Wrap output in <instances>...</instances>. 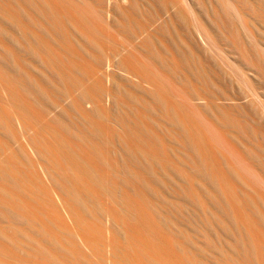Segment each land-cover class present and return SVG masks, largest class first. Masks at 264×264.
<instances>
[{"label":"bare ground","instance_id":"obj_1","mask_svg":"<svg viewBox=\"0 0 264 264\" xmlns=\"http://www.w3.org/2000/svg\"><path fill=\"white\" fill-rule=\"evenodd\" d=\"M70 4L69 0H0V129L10 128L11 132L14 128V137H20L16 133V129L19 130L26 143V146L22 144L25 148L21 146V150L24 148L28 157H33H29L32 163L36 160V168L50 180L69 210L73 207L77 211L93 213L108 202L114 206L113 210L116 209L115 206L123 209L122 215L116 214L113 221L116 226H123L126 233L137 236L138 233L147 231L158 235L154 223L155 215L158 214L155 201L160 196L158 185L165 180L162 176L168 175V178L180 181L175 182L177 188H172L173 192L191 199L201 211H206L207 200L215 203L223 218L225 230L234 238L233 248L240 258L233 264H264V191L260 188L261 183L264 186V181L260 183L257 179H250L253 175L246 178L247 172L244 176L235 154L228 152L238 164L230 159L232 156L222 153L226 151L221 147L218 146L223 150L218 149L221 153H216L217 150L213 152L207 147L210 141L208 144L204 142L207 136L201 129L206 127V122L203 124L205 120L200 119L203 124L200 127L194 124L197 120L193 123L195 118L188 120L191 117L188 109H183L186 110L185 113L189 111L188 116L186 115L188 118L183 113L184 107H179L180 111L175 105L178 111L174 103L171 104L168 100L170 97L167 96V99L159 87L160 73L150 71L148 64L145 66L141 63L142 58L135 57L140 62L135 58L126 59L116 70L119 76L139 86L144 91L143 97L139 95L140 98H137L133 93L132 96L129 90V94L119 95L121 92L116 90L115 93L119 94H112L109 86L106 88L99 85L95 78V72L98 73L95 71L98 68L95 64H109L112 51L107 43H111V39L107 35L109 40L105 37L108 40L105 44L99 37L103 31L84 30L79 22L84 12ZM85 5L82 6L86 7ZM124 11L122 9V13ZM129 22L132 24V21ZM147 55L153 58L152 54ZM161 55L164 59L165 54ZM191 59L188 56L187 63L185 60L183 62L193 72L202 73ZM165 60L168 62L167 59L163 61ZM164 62L162 63L161 58L163 65H157L159 69L164 66ZM168 65L171 66L167 63L166 66ZM155 66L152 64V67ZM176 66L181 68L180 65ZM174 71L178 73L176 69ZM163 74L164 72L161 76ZM165 77L167 78L166 74ZM172 96L175 95L172 93ZM64 98L72 99L73 113L62 109L51 119L52 122H46V113L51 112L52 107H59L60 100ZM105 98L112 100L115 108H121L123 103L126 109H119L117 114L111 113L113 115L109 111L107 113L98 105V101L102 99L103 102ZM87 105L92 107L87 108ZM262 122L254 132L255 135L259 132L258 135L251 134L252 138L260 135L264 140V116ZM165 123L171 128L168 129ZM222 123L223 126L240 129L241 134L250 129L239 120L225 118ZM56 125L64 127L65 134L62 133L63 130L57 131ZM116 126L121 129L118 130ZM164 126L168 129V134L164 132ZM207 130L208 128L205 132ZM251 130L249 132L253 133L254 130ZM246 135L248 134L245 137L242 135V138H247ZM249 149L250 145L248 151ZM246 153L249 160H256L257 155L252 150H245L244 154ZM241 158L244 161L246 159L245 156V159ZM174 159L182 163V166L175 164ZM248 161L245 162L249 166ZM240 162L242 163L241 160ZM214 163H219L218 171L214 170ZM244 164L243 168H247ZM248 170L251 168L245 171ZM250 172L252 173L249 174H253L256 169ZM0 177L10 178L3 169H0ZM198 178L202 181H197ZM258 179L264 178L258 176ZM11 181L14 182L13 185L17 184L15 179ZM167 182L162 184L167 188L171 187ZM197 187H200V191H197ZM0 220L35 224L14 204L6 205L1 200ZM7 237L6 233L0 234L1 239Z\"/></svg>","mask_w":264,"mask_h":264},{"label":"rangeland","instance_id":"obj_2","mask_svg":"<svg viewBox=\"0 0 264 264\" xmlns=\"http://www.w3.org/2000/svg\"><path fill=\"white\" fill-rule=\"evenodd\" d=\"M69 1L71 6L75 5L79 11L84 12L82 20H79L84 30L87 28L98 29L100 33L103 31L99 37L105 44L109 38L114 39V43L111 40L109 41L111 43H107L112 51L109 64L96 63L95 66L99 69L94 66L95 71H98L95 72L97 74L95 78L99 85L102 84L106 88L109 86L112 94L115 90L121 92L120 94L116 92L119 95L129 94L130 91L131 95L133 93L137 98L143 97L144 91L119 76L116 70L126 59L142 58L141 63L145 66L150 65H147L149 70L151 68L150 71L160 73L159 87L165 97H170L167 99L171 104L174 103V107L188 109L190 112L187 113L189 112L191 117H187L186 110H183V113L189 121L195 118L192 120L193 123L197 120L195 125L200 126L202 124L200 119L205 120L203 124L206 122L204 124L206 127H200L207 136L204 142L208 144L210 141L209 146L206 144L207 147L213 152L217 150L216 153L225 150L226 152L222 153L232 156L230 159H234L233 162L234 156H237L240 159L236 158V161L242 166H239V169L242 168L243 175L247 172L246 178L253 175L250 179L264 181L258 179V176L264 178V140L260 135L254 138L259 133L255 135L254 132L263 124L264 116V0H76L78 1L76 3ZM84 1L88 3H81ZM83 4L87 6L83 7ZM88 6L92 11L87 9ZM122 9L126 11L122 13ZM128 20L132 21V24ZM124 24L126 26H123ZM40 36L43 37L42 34ZM105 37L108 40H105ZM160 53L163 56L165 54L164 59L168 60L165 62L170 64V67L166 66L167 63L163 61ZM147 54H152L155 59L149 58ZM185 55L187 58L189 56V59L192 58L191 61L199 66L203 75H200L201 72L198 74V71L193 72L188 65L186 66ZM156 57L160 58V61ZM138 58L135 60L140 62ZM161 58L164 66H161L160 71L157 65H163ZM152 64L156 66L152 67ZM166 67H169L168 71ZM162 71L164 77L161 76ZM173 76H176L174 80ZM186 78L188 80H185ZM162 79L165 83H161ZM119 87L125 91L118 89ZM172 93L175 96H172ZM99 101L102 102V99ZM99 101L100 109L107 113L109 111L110 114H117L119 109H126L123 103L121 108L118 109L117 106L115 108L112 100L108 101L107 98L103 99L102 103ZM60 104L46 113L48 115H45L46 122H52L51 119H54L62 109L73 113L72 99H61ZM219 118L222 122L225 118L242 121V125L254 131L249 132L243 126L249 133L243 131L241 134L240 129L229 125L223 126L224 123L220 122ZM67 122L70 123V120ZM60 126H57V131L63 130L62 133L65 134V128ZM165 126L171 128L167 123ZM116 127L118 130L121 129L120 126ZM166 127L164 132L168 134ZM12 129L11 132L10 128L0 129V169L10 176L0 177V200L6 205L14 204L35 224L0 220V234L8 235L6 239L0 238V264H233L235 260L240 259L233 248L234 238L225 230L223 218L215 203L207 200L206 211H201L202 209L191 199L173 192L172 188H177L175 182L178 180L168 178V175H165L167 178L162 176L165 180L158 185L160 196L155 201L158 214L155 215L154 223L158 235L147 231H142L137 236L126 233L123 226L118 227L113 221V217L116 218L115 215L121 214L123 209L115 206L116 209L113 210L114 206L108 202L93 213L77 211L73 207L69 210L50 180L42 176L39 168H36L38 167L36 160L32 159V163L29 158L32 156L28 157L25 150L23 151L26 143L22 134L15 128L18 132L15 130L14 132L19 133L17 135L20 137L15 133L17 137H14ZM245 134H248L247 138H244ZM251 134L255 136L252 138ZM236 138L240 139L239 142ZM249 138L253 140L250 141ZM23 143L25 146H22ZM247 144L258 159L249 160L248 153L247 156L244 154L245 150L250 152ZM21 146L24 147L22 150ZM241 157L245 161L249 160L250 165L248 166ZM240 160L248 166L247 168L244 166L246 169L251 168L250 171H254L255 168L258 173L249 174L252 172L245 171ZM173 161L182 166L178 160ZM213 168L218 171L219 163H214ZM12 177L16 180V185H13ZM166 181L171 187L167 188L162 184ZM197 181L202 180L198 178ZM261 185L260 188L264 191V186ZM196 189L200 191V187Z\"/></svg>","mask_w":264,"mask_h":264}]
</instances>
